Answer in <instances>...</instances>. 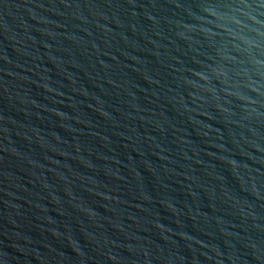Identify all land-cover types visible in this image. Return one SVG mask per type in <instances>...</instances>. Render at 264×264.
<instances>
[{
  "label": "water",
  "instance_id": "1",
  "mask_svg": "<svg viewBox=\"0 0 264 264\" xmlns=\"http://www.w3.org/2000/svg\"><path fill=\"white\" fill-rule=\"evenodd\" d=\"M0 264H264V0H0Z\"/></svg>",
  "mask_w": 264,
  "mask_h": 264
}]
</instances>
